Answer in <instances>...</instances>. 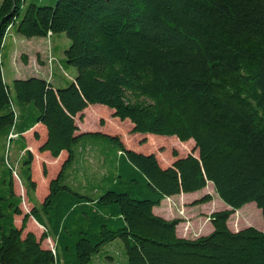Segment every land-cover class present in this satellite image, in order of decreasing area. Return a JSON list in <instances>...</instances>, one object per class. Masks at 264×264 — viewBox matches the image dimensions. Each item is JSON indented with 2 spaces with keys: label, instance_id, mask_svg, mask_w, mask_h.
Returning <instances> with one entry per match:
<instances>
[{
  "label": "trees",
  "instance_id": "obj_1",
  "mask_svg": "<svg viewBox=\"0 0 264 264\" xmlns=\"http://www.w3.org/2000/svg\"><path fill=\"white\" fill-rule=\"evenodd\" d=\"M32 1L0 5V264H92L117 240L127 264H264V230L229 227L251 203L264 218V0ZM13 30L65 34L76 78L64 88L40 77L9 86L2 50ZM94 105L130 121L135 135L193 142L199 155L163 168L119 136L81 134L76 118ZM37 125L47 130L41 153L68 154L41 204L25 137ZM15 176L28 187L27 214ZM209 184L230 208L211 215V234L182 238L181 219L155 214ZM31 218L41 239L23 236Z\"/></svg>",
  "mask_w": 264,
  "mask_h": 264
},
{
  "label": "rangeland",
  "instance_id": "obj_2",
  "mask_svg": "<svg viewBox=\"0 0 264 264\" xmlns=\"http://www.w3.org/2000/svg\"><path fill=\"white\" fill-rule=\"evenodd\" d=\"M32 0H26L25 5L32 3ZM2 0H0V5ZM48 0H41L38 4L45 5ZM6 49L2 50L3 73L5 80L12 86L16 78L27 79L31 76L40 77L54 83L57 88H64L76 78L78 70L70 67L65 62V51L71 46V41L65 34H57L47 38L27 39L16 34L13 30L7 37ZM38 49L42 52L37 53ZM43 60V61H42ZM42 61V62H41ZM45 66V67H44ZM80 130L87 127L90 132L107 133L108 135L119 136L127 148L138 153L146 155L155 154L162 167L172 164L178 158L187 157L190 154L199 155V151L195 150V143H182L173 137L133 134V125L130 121L122 122L114 117V111L106 106L94 105L90 106L85 113V119L81 122L79 116L76 118ZM102 123L104 126H102ZM39 140H36L34 133L28 135L29 147L34 154L33 178L37 183L36 202L41 204L49 193V185L51 180L55 179L61 170L63 159H54L46 152L41 153L40 147L47 137V130L39 127ZM174 153L178 155L176 158ZM66 156V155H65ZM92 157L94 166L96 167L95 158ZM16 193L23 197L22 210L24 214L30 212L33 207L28 200V187L15 176ZM206 195H212L213 201L205 205H194L196 200ZM230 209L216 194L212 184L195 194L181 195L176 198L167 199L162 203L161 207L156 209L157 214L167 220L181 219L182 222L178 226L179 234L187 239H195L200 236H206L212 233L213 225L211 223V215L214 212ZM23 216L16 218V224L21 227ZM229 227L232 231L238 232L247 227H255L264 230V218L262 211L258 209L255 203H251L243 207L240 212L234 213L229 220ZM29 231L34 232L39 239L43 235L42 228L29 219L24 237ZM45 247L56 248L53 240L48 239L44 242ZM92 264H127L126 249L122 241L117 240L107 245L93 260Z\"/></svg>",
  "mask_w": 264,
  "mask_h": 264
},
{
  "label": "crops",
  "instance_id": "obj_3",
  "mask_svg": "<svg viewBox=\"0 0 264 264\" xmlns=\"http://www.w3.org/2000/svg\"><path fill=\"white\" fill-rule=\"evenodd\" d=\"M10 34H11V33H10ZM10 34H9V35H10ZM9 35H8V37H9ZM7 41H8V40H7ZM7 41H6V42H7ZM6 47H7V45L5 46V49H6ZM40 52H42V50H41V49H38L37 53L39 54ZM42 61H43V60H42ZM42 61H41V62H42ZM44 67H45V66H44ZM31 77H36V76H31ZM16 79H21V78H16ZM86 112H87V110L85 111V113H86ZM39 127H43V126H42V125H37L33 130H31L30 132H28V133L25 135V137H26V139H27L28 146H29V142H28V135H29V133L33 132L34 135H35L36 133H38V129H39ZM43 128H44V127H43ZM80 132H81V134H82V133H89V132H90V129L87 128V127H85V128H83ZM93 133H95V132H93ZM104 134H105V133H104ZM106 134H109V132H107ZM34 138H35V137H34ZM46 140H47V137H46ZM46 140H45V141H46ZM45 141H44V143H45ZM44 143H43V144H44ZM43 144H42V145H43ZM40 148H41V147H40ZM29 149L31 150L30 147H29ZM31 151H33V149H32ZM49 154H50V153H49ZM65 155H66V156H65ZM63 157H65V159L63 160V163H64V161H65L66 158L68 157V154H67L66 152H63V153L61 154V156H60L58 159H61V158L63 159ZM52 158H53V157H52ZM54 159H55V158H54ZM63 163H62V164H63ZM61 167H62V166H61ZM168 167H170V166H169V165H166V166L163 167V168H168ZM195 194H197V193H195ZM195 194H189V195H195ZM183 195H185V194H183ZM176 197H179V196H175V197H172V198H176ZM45 198H46V197H45ZM165 201H166V200H165ZM165 201H164V202H165ZM42 202H43V201H42ZM156 209H157V208L154 209L155 214L158 215V216H160L159 214H157ZM160 217H161V216H160ZM31 219H32L33 221H35L33 218H31ZM209 219H210V218H209ZM35 223L37 224L36 221H35ZM213 231H214V228H213ZM213 231H212V232H213ZM29 232H32V231H29ZM29 232H28V233H29ZM28 233H27V234H28ZM33 233H34V232H33ZM34 234H35V233H34ZM178 234H179V231H178ZM35 235H36V234H35ZM36 236H37V235H36ZM179 236L182 237V238H186L185 236H182V235H180V234H179ZM37 238H38V237H37ZM38 239H39V238H38ZM189 239H191V238H189Z\"/></svg>",
  "mask_w": 264,
  "mask_h": 264
},
{
  "label": "water",
  "instance_id": "obj_4",
  "mask_svg": "<svg viewBox=\"0 0 264 264\" xmlns=\"http://www.w3.org/2000/svg\"><path fill=\"white\" fill-rule=\"evenodd\" d=\"M89 133H93V132H89ZM101 133V132H100ZM104 134V133H103ZM106 135H108V134H106ZM30 150V149H29ZM31 151V150H30Z\"/></svg>",
  "mask_w": 264,
  "mask_h": 264
},
{
  "label": "bare ground",
  "instance_id": "obj_5",
  "mask_svg": "<svg viewBox=\"0 0 264 264\" xmlns=\"http://www.w3.org/2000/svg\"><path fill=\"white\" fill-rule=\"evenodd\" d=\"M35 79V78H34Z\"/></svg>",
  "mask_w": 264,
  "mask_h": 264
}]
</instances>
